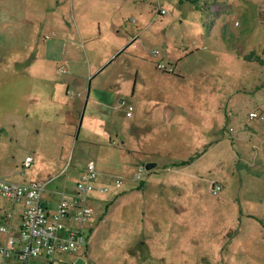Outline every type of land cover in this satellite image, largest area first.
<instances>
[{
    "label": "rangeland",
    "instance_id": "obj_1",
    "mask_svg": "<svg viewBox=\"0 0 264 264\" xmlns=\"http://www.w3.org/2000/svg\"><path fill=\"white\" fill-rule=\"evenodd\" d=\"M143 1L160 17L126 16V36L165 39L178 78L139 69L126 42L111 55L121 41L99 37L110 22L100 0H0V178L57 199L92 162L88 259L61 253L53 264H264V0ZM80 24L82 45L105 61L97 69L66 43ZM153 50L139 48L154 63ZM238 231L247 238L231 239Z\"/></svg>",
    "mask_w": 264,
    "mask_h": 264
},
{
    "label": "built area",
    "instance_id": "obj_2",
    "mask_svg": "<svg viewBox=\"0 0 264 264\" xmlns=\"http://www.w3.org/2000/svg\"><path fill=\"white\" fill-rule=\"evenodd\" d=\"M134 38L133 35L132 39ZM156 55V50L151 51V56ZM154 66L162 72L173 71L160 61L155 62ZM255 116L254 112L248 113V117ZM30 164L31 158L26 157L19 169L23 171ZM143 170L144 166L137 167L135 179L141 176ZM94 176L96 170L92 162L88 161L75 180L73 196L69 200H59L56 208H51L42 201L44 184L0 178V197L12 204L19 202L22 206L15 229L9 226L7 217L0 211V233L5 235V241L0 242V264H28L29 261L53 264L54 256L58 254L76 255L83 250L87 237L82 229L89 228L87 222L93 215L92 208L86 205V199L87 194L97 188L93 183ZM114 186L119 187L118 180H114ZM219 189V185L211 186L213 194ZM105 190L100 189L101 192ZM68 220L71 221V226L65 228Z\"/></svg>",
    "mask_w": 264,
    "mask_h": 264
},
{
    "label": "crops",
    "instance_id": "obj_3",
    "mask_svg": "<svg viewBox=\"0 0 264 264\" xmlns=\"http://www.w3.org/2000/svg\"><path fill=\"white\" fill-rule=\"evenodd\" d=\"M100 1L103 2V4H102L103 7L101 8L100 16L102 15V16L109 18L110 22L105 23L104 27H101V29L99 28V32H98L99 37L100 38L101 37L106 38V36L107 37L110 36V39H113L116 42L119 40L121 41L119 44H115V46L113 48V52L111 53V55L115 54L123 46V43L126 42V45H124L122 50H124L125 48H129L128 50L130 51V59L137 61V63H141V66L137 65V67L139 69H141V67L144 68L145 66H149L151 68L150 73L152 75L163 74V75H167V76L170 75V76H168L170 78H172V77L178 78L177 75L173 74V73H175V71L162 72V71L156 69L155 67H153V65L155 64L156 61H160L162 64H169V65L176 64L177 68L179 67L177 61L179 62L180 57L172 56L170 53H168L166 51V45L165 44L167 43V41L165 39H163V38L161 39V37H155L153 35H151L150 38H147L146 41L153 42L156 46H158L160 48V54H159V51L156 50L157 55L155 57L152 56L154 58V63H153V61H151L150 59L146 58L143 55L144 53L139 52V48L142 47L143 44L146 42L144 40V33L141 32L140 37L138 35L134 39H132L133 35L129 36V39L126 36V34H128L126 27L124 26V24H126L125 22H127L126 16L135 15V14L139 13V19L140 20H143L145 17V19H147V21L151 22L153 20H156L158 17H160L159 15L153 16L152 12L148 9H146L145 11L144 10L140 11L139 7H140L141 3H144L143 0H100ZM70 9L72 11V15H74L73 14L74 11L72 10L71 7H70ZM159 19H161V18H159ZM147 24H148V22L146 24L143 23V25H141V28L138 31H141L142 29L145 30L147 28V26H146ZM81 25L82 24H80V27L78 28V30H77V27H75L77 33L74 32L75 34H72V36H74L75 39L72 40V38H70L69 42L67 40L66 43H68V45H71L73 47V49L76 51V53H78V54L80 53L79 54L80 57L77 58L78 61H80V62L82 61V63L83 62L88 63L89 61H91L93 64H95L96 69H97L105 61H102L103 59H98L96 56L93 55V53L91 55L89 54V53H91V49H92L89 46L90 45L89 42L86 44V46H85V44L82 45L81 33L82 34L88 33V30L86 29V26L84 24L82 25V29H81ZM133 28H138V27H136L135 25L130 26L129 31H131ZM83 36H84V34H83ZM92 39H94L93 35H91V40ZM70 40H72V41L70 42ZM91 40H90V42H91ZM115 41L112 44H114ZM109 53H110V51H109ZM183 53L186 55V54H190L191 51L183 52ZM89 55H90V57H89ZM111 55H109V56L111 57ZM72 57H73L72 55L66 57L69 63H71L72 61H74L76 59V56H74L73 58ZM88 57H89V61H88ZM159 72H160V74H159ZM23 78H25V80H28V81L32 80L31 78L25 77V76H23ZM68 79L69 80H67L66 82H72L71 78H68ZM69 85L70 84L67 83L66 87ZM73 96L71 98L72 100H69V103H72L74 101L76 106L80 105L81 97L76 96L73 98ZM53 101H54L53 100V94L51 91L50 95H49V101L47 100L46 102H47V104L52 105L53 103H55ZM73 105H74V103H73ZM73 107H75V106H73ZM73 107H72V109L67 107L64 110H61V109L58 110L59 115H62V117H63L61 120L62 126H65V127L72 126L73 123H70L71 119L69 120V118H70V115L72 114V112L75 113V109H73ZM35 111H36V109H35ZM65 115H66V117H65ZM103 130L106 134H108V136L110 134H112L111 132H109L106 129H103ZM251 133L254 134L252 130H251ZM113 135H117V133L113 132ZM261 142H264V137L262 138ZM21 181L24 182V180H22V179H21ZM58 194H59V197L57 199L48 198L47 196H45V198H42V201L46 205L51 206V208H56L59 200H62V199L63 200H69L71 198V196H73L74 190H71V191L63 190V191H60ZM63 196H66V197H63ZM64 198H66V199H64ZM87 199H88V196H87ZM87 199H86V202H87ZM86 205H88V204H86ZM4 206L5 207L2 206L3 208H0L1 212L3 211L4 215L7 217L9 226L11 228L15 229L17 224L19 223V220L16 224L12 225L13 224L12 218L14 215H17V217L20 218V215L22 212V208H21L22 206L19 202H16L15 204L8 202V204H5ZM70 224H71V221H69V220L66 221L65 228H69V226H71ZM238 233H240V232L239 231L235 232L233 235H231L230 238L235 239L236 237L240 236ZM245 233L246 232H243L242 236H240L242 239L247 238V236H245ZM3 236L4 237H2V239H0V242L5 241V235L3 234ZM230 238H229V240H230ZM244 242H246V241H244ZM86 243H87V241H86ZM86 243L84 244L83 250H81L79 253H77L76 255L70 254L71 256H73L74 259H76L75 260L76 262L78 259H81L82 256H85L88 259V250H87V244ZM240 245H241V241H240ZM72 262L75 264L74 261H72ZM86 262L82 261V264H84ZM87 263L91 264L92 262L90 263L88 261Z\"/></svg>",
    "mask_w": 264,
    "mask_h": 264
},
{
    "label": "water",
    "instance_id": "obj_4",
    "mask_svg": "<svg viewBox=\"0 0 264 264\" xmlns=\"http://www.w3.org/2000/svg\"><path fill=\"white\" fill-rule=\"evenodd\" d=\"M143 166H144V170L149 171L150 169H152L155 166V163L149 162V163H145Z\"/></svg>",
    "mask_w": 264,
    "mask_h": 264
},
{
    "label": "trees",
    "instance_id": "obj_5",
    "mask_svg": "<svg viewBox=\"0 0 264 264\" xmlns=\"http://www.w3.org/2000/svg\"><path fill=\"white\" fill-rule=\"evenodd\" d=\"M157 62V61H156ZM161 63V62H160ZM166 65V64H165ZM183 162H187V161H182L181 163H183Z\"/></svg>",
    "mask_w": 264,
    "mask_h": 264
}]
</instances>
